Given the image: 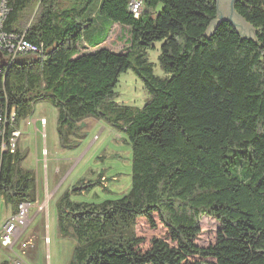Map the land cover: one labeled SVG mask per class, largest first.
I'll return each mask as SVG.
<instances>
[{"label": "trees", "instance_id": "1", "mask_svg": "<svg viewBox=\"0 0 264 264\" xmlns=\"http://www.w3.org/2000/svg\"><path fill=\"white\" fill-rule=\"evenodd\" d=\"M95 1L4 0L0 36L42 49L11 58L0 48V200L13 213L37 200L14 132L48 100L65 146L95 118L132 147L128 193L74 202L66 189L57 198L58 230L77 242L69 264H264V0L236 3L256 39L227 22L209 33L215 0H142L138 16L130 0H98L93 12ZM116 23L130 34L121 52L99 46ZM157 40L166 77L147 57ZM82 41L95 49L81 51ZM130 67L149 94L142 107L117 101ZM204 215L219 222L209 244L198 241Z\"/></svg>", "mask_w": 264, "mask_h": 264}, {"label": "rangeland", "instance_id": "2", "mask_svg": "<svg viewBox=\"0 0 264 264\" xmlns=\"http://www.w3.org/2000/svg\"><path fill=\"white\" fill-rule=\"evenodd\" d=\"M97 1L93 5V12ZM72 2L60 0L62 6ZM4 9V2L0 0V19ZM248 33L252 34V31L249 29ZM129 38L128 28L116 23L100 46L121 52L128 47ZM161 44V40L155 41V47L147 49V57L153 63L155 74L166 77L168 74L159 59ZM79 48L81 51L95 49L86 41H82ZM116 91L119 103L134 107H142L149 96L143 79L132 67L121 73ZM57 113V108L50 101H39L34 113L21 122L18 136L20 148L27 153L23 167L36 174L37 199L41 203L47 194L50 199L48 210H39L37 200L33 203L24 224L26 229L15 246V251L24 255L28 264L70 263L77 242L73 236H63L59 232L55 205L66 189L73 191L71 200L74 202L100 203L128 193L132 183V147L125 131L105 120L87 118L84 135L76 146L70 148L62 143ZM43 116L46 126L41 122ZM34 119L36 123L32 121ZM29 120L32 122L29 123ZM80 184L87 187L75 190L74 187ZM12 215L10 206L0 200V224ZM201 224L203 231L199 243L214 242L219 222L210 215H204ZM141 231L148 230L142 228ZM25 241L28 245L23 247ZM14 256L13 251L1 246V259L8 257L12 261Z\"/></svg>", "mask_w": 264, "mask_h": 264}, {"label": "built area", "instance_id": "3", "mask_svg": "<svg viewBox=\"0 0 264 264\" xmlns=\"http://www.w3.org/2000/svg\"><path fill=\"white\" fill-rule=\"evenodd\" d=\"M4 2V0H3ZM142 0H130V9L131 11L138 16L142 10ZM3 15V14H2ZM1 20V19H0ZM6 48L9 53L12 55L11 58L15 56L18 52H33L37 53L41 51L42 46L37 42H33L30 39L26 38L24 35L10 34V35H1L0 36V48ZM9 57V56H8ZM7 57V58H8ZM36 123L37 120H32ZM29 120V123L32 122ZM41 122H46V118L41 117ZM20 131H15L14 135L19 136ZM16 148L15 139L12 140L11 150L14 151ZM48 193V192H47ZM49 195L47 194L44 198V201L40 203L37 199V204L39 210H48L49 204ZM35 202H21L18 206V211L13 213V215L8 218L4 223L0 224V245L9 248L13 251L15 256L12 259L11 264H28L24 255L15 251V246L19 240L21 234L25 231V221L29 218V210ZM20 233V234H19ZM28 242H23L22 246L26 247ZM8 258V257H7ZM9 259V258H8Z\"/></svg>", "mask_w": 264, "mask_h": 264}, {"label": "water", "instance_id": "4", "mask_svg": "<svg viewBox=\"0 0 264 264\" xmlns=\"http://www.w3.org/2000/svg\"><path fill=\"white\" fill-rule=\"evenodd\" d=\"M216 1V17L213 18L208 26V32L213 33L214 30L223 22H227L235 27L237 32L247 39L257 38V29L251 24L240 12L236 9V3L238 0H215ZM245 29L252 31L249 34ZM1 54V53H0ZM83 187H87L86 184H80L75 186V190H80Z\"/></svg>", "mask_w": 264, "mask_h": 264}, {"label": "crops", "instance_id": "5", "mask_svg": "<svg viewBox=\"0 0 264 264\" xmlns=\"http://www.w3.org/2000/svg\"><path fill=\"white\" fill-rule=\"evenodd\" d=\"M107 37H108V36H107ZM105 40H106V39H105ZM105 40H104V41H105ZM104 41H103V42H104ZM103 42H102V43H103ZM86 43H87V42H86ZM102 43H101V44H102ZM87 44H88V43H87ZM101 44H100V45H101ZM100 45H99V46H100ZM100 47H101V46H100ZM84 122H85V120H84ZM45 126H46V124H45ZM20 132H21V130H20ZM55 190H56V189H54V191H55Z\"/></svg>", "mask_w": 264, "mask_h": 264}]
</instances>
